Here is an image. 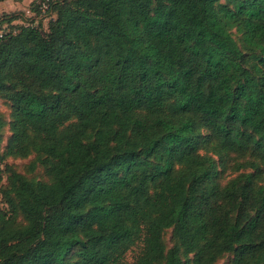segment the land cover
Wrapping results in <instances>:
<instances>
[{
  "label": "trees",
  "instance_id": "1",
  "mask_svg": "<svg viewBox=\"0 0 264 264\" xmlns=\"http://www.w3.org/2000/svg\"><path fill=\"white\" fill-rule=\"evenodd\" d=\"M36 9L54 15L48 31L0 28V95L12 104L7 153L37 155L52 180L9 170L0 264H128L137 242L133 264L192 253L195 264L225 253L264 264V184L247 172L222 187L201 152L215 139L217 154L254 150L264 162V0ZM3 159L0 148V194ZM170 227L177 243L165 254Z\"/></svg>",
  "mask_w": 264,
  "mask_h": 264
},
{
  "label": "rangeland",
  "instance_id": "2",
  "mask_svg": "<svg viewBox=\"0 0 264 264\" xmlns=\"http://www.w3.org/2000/svg\"><path fill=\"white\" fill-rule=\"evenodd\" d=\"M38 2H40V0H0V20L2 21V23H0V28L5 27L11 29L12 26L15 27L34 24L41 26L43 31H48L49 22L54 15L52 13H39L36 9V4H38ZM10 13L18 14V18L12 23L7 22V18H9L11 15L2 17L4 14ZM232 32L239 44L242 45L241 34L238 33L236 29H233ZM248 61L249 64H252L253 58H249ZM0 121L2 122L0 129V148L2 154L4 155V159L1 163L2 169L4 170L2 194H0L1 213L2 209H9V198L14 199L13 195L8 193L10 184V169L22 173L27 178L37 182H50L52 178L49 173V166L42 164L38 160L37 155L31 154L27 157H21L9 155L7 153V146L12 136L10 129L12 121V104L8 98L2 95H0ZM204 132L205 134L208 133L206 129ZM216 145L217 141L212 139L208 145L201 149V152L209 153L213 156L218 170V182L222 187L227 185V183H229L241 173L247 172L254 174V180L256 183L264 184V162L257 158L258 152L250 150L245 155H240L235 151L223 150L221 153L217 154L215 153L214 149H212V146ZM242 162H256V165L254 166L246 163V165L241 166L239 163ZM14 215L16 216L17 224H22L25 222L23 215L18 211L14 212ZM162 242L165 246V254H167L168 251L177 243V238L174 235L172 227L163 230ZM143 248V242H137L131 246V248L125 254V261L128 264H133L143 251ZM183 260L184 264H195L193 253L183 257ZM233 260V253H225L219 256V258L212 264H234ZM164 262L165 259L160 260L155 264H164Z\"/></svg>",
  "mask_w": 264,
  "mask_h": 264
}]
</instances>
